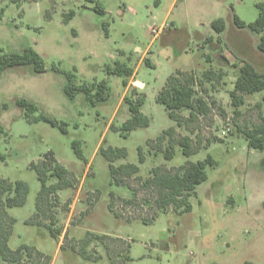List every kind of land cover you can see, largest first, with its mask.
Segmentation results:
<instances>
[{
	"label": "rangeland",
	"instance_id": "obj_1",
	"mask_svg": "<svg viewBox=\"0 0 264 264\" xmlns=\"http://www.w3.org/2000/svg\"><path fill=\"white\" fill-rule=\"evenodd\" d=\"M98 1L105 13H99L91 0H0V50L21 52L33 47L46 64L43 72L35 71L33 64H24L0 74V177L30 184L26 204L10 210L18 219L12 247L34 244L53 256V264H109L106 256L91 262L69 248L60 249L68 228L76 237L91 229L130 241L124 264H264V149L250 147L235 125V121L245 125L258 120L259 102H263L264 111L263 92L245 97L242 114L236 120L230 97L244 60L264 72L258 33L239 28L234 22L235 14L246 23L255 21L257 4L264 0ZM72 11L75 14L70 17ZM218 18L226 22L220 33L212 24ZM153 27L159 32H153ZM116 62L137 68L138 79L146 84L147 100L142 110L152 122L129 136L110 129L113 122L120 126L128 115L122 77L106 72ZM209 68L223 75L206 81L207 95L216 100L213 112L190 124L192 132L178 127L164 105L157 102L158 91L177 69L194 70L202 77ZM66 71L75 72L78 82L107 79L113 89L111 99L94 106L82 94L70 98L65 92ZM22 98L34 102L38 109L29 112L21 107L17 100ZM41 114L68 122V133L35 120ZM171 126L200 140V152L187 157L178 146L172 160L152 151L140 163L139 146H146L149 137ZM74 141L80 142L88 164L78 157ZM111 145L126 147L128 161L140 164L144 176L157 164L181 165L188 159H205L208 154L217 165L207 167V179L190 199L192 210L160 211L145 223L141 217L153 214L149 206L144 210L128 207L124 217L108 210L112 190L132 196L127 188L110 183L108 160L100 149ZM51 151L79 176L75 188L62 192L63 203L71 200V204L68 211L59 213L65 229L58 242L45 227L26 223L35 211L41 187L31 164ZM133 185L141 187L138 181ZM148 195L147 190H139L137 198ZM90 198L95 199L93 207L89 206ZM89 207L90 212L83 214ZM100 251L104 254L102 248Z\"/></svg>",
	"mask_w": 264,
	"mask_h": 264
},
{
	"label": "trees",
	"instance_id": "obj_2",
	"mask_svg": "<svg viewBox=\"0 0 264 264\" xmlns=\"http://www.w3.org/2000/svg\"><path fill=\"white\" fill-rule=\"evenodd\" d=\"M91 1L96 2L95 8L99 13L106 12L100 1ZM257 5L259 15L255 21L246 23L235 14L234 22L239 28L248 27L258 33V49L264 54V2H259ZM73 14L75 13L72 11L70 17ZM212 24L218 33L226 27L224 18H218ZM24 64H33L37 72H43L46 69L44 57L33 47H27L21 52L0 50V74L9 67ZM106 72L108 75L122 77L123 85L128 88L135 68L127 62H116L115 65L108 66ZM220 73L217 74L214 68H209L203 71L201 77L194 70L177 69L167 77L165 84L158 91L157 102L164 105L169 117L177 122L178 127L185 126L192 132L194 128L190 129V124L208 118L213 112L216 100L210 99L207 95L206 81L213 82L218 77L222 78V72ZM65 75L67 76L65 92L70 98L74 99L82 94L85 100L94 106L107 103L111 99L113 89L107 79L78 82L75 72L66 71ZM256 92H263L264 101V72L257 69L251 62L244 60L240 65L234 88L230 91L232 104L235 107V120L242 114L240 107L245 103V97ZM146 100L147 94L140 91L137 86L131 85L124 97L129 117L120 126L113 122L110 129L121 131L124 136H129L138 128L149 127L152 119L142 110ZM17 103L29 112H35L38 109L34 102L27 99H18ZM257 105L259 113L256 122L240 125L235 121V125L250 147L264 149L263 102ZM185 111L189 112L188 115L184 114ZM35 120H43L59 128L63 133H68V122L44 114L36 117ZM73 146L78 157L88 164L89 161L82 152L80 142L74 141ZM178 146L187 157L197 154L202 149L200 140H194L191 134H181L176 126H171L162 130L156 137H149L146 146H139L140 163H144L148 159L147 152L152 153V151L156 156L163 154L165 160H172ZM100 150L108 160L111 185L127 188L132 193V196L128 198L112 190L107 202L108 210L116 217H124L128 207L144 210L145 206H149L148 211L152 210L153 214L147 218L141 217L145 223L154 220L160 211H168L171 208L181 212L192 210L190 199L197 195L198 185L207 179V167L217 165L214 157L208 154L205 159L197 161L188 159L181 165L168 166L166 162L157 164L151 168L148 176H144L141 173L140 164L128 161L129 152L126 147L111 145L107 148L102 147ZM119 160L123 162L117 164ZM31 168L36 171L41 187L36 197L35 211L26 223L45 227L58 242L65 229L59 213L68 211L71 204V200L63 203L62 192L65 189L75 188L79 182V176L62 164L53 151L48 152L38 162H32ZM134 181H138L141 187L136 188L133 185ZM144 189L149 193V197L139 200L138 192ZM29 193L30 184L27 181L0 177V264H51L53 261L51 254L34 244L22 243L17 247L11 245L18 219L10 210L24 206ZM97 198H99L98 194ZM94 202L95 199L90 198L89 206L93 207ZM90 207L83 214L87 215L91 210ZM127 221H130L129 218ZM130 245V241L120 235L86 229L81 237H76L71 235V228H68L65 233V242L60 249L65 251L69 248L91 262H99L106 256L109 264H124L129 258ZM100 248L104 250V254L101 253Z\"/></svg>",
	"mask_w": 264,
	"mask_h": 264
},
{
	"label": "crops",
	"instance_id": "obj_3",
	"mask_svg": "<svg viewBox=\"0 0 264 264\" xmlns=\"http://www.w3.org/2000/svg\"><path fill=\"white\" fill-rule=\"evenodd\" d=\"M164 34H165V31L163 32L162 35H164ZM210 38H211V39H210ZM210 38H209V40H211V41L214 40L213 37H210ZM169 40H172V38H170ZM218 41H220V40H218ZM167 43H168V42H167ZM183 43H184V42L181 41L179 46H180V47L183 46V45H181V44H183ZM210 45H211V46H215V48H218V47H219V45H217L215 42H210ZM202 47H204V45H202ZM144 58H145V54H144V56L141 58L140 63L143 61ZM150 63H151V62H150ZM185 70H189V69H185ZM132 80H138L139 82H142V83H143V86L138 85V84H137L138 81H134V82H133ZM131 85H135V86H137L138 89H139L140 91H143V92H144V89L146 88V84H145L143 81L139 80L138 77H137V68H135V72H134L133 76L131 77V81L129 82V87H130ZM129 87H128V88H125V91H124V94H125V95H126V93L128 92ZM126 107H127V105H126ZM127 109H128V108H127ZM114 115H116V113H115ZM128 117H129V111H128V115H127L126 119H127ZM126 119H125V120H126ZM52 264H53V263H52Z\"/></svg>",
	"mask_w": 264,
	"mask_h": 264
},
{
	"label": "built area",
	"instance_id": "obj_4",
	"mask_svg": "<svg viewBox=\"0 0 264 264\" xmlns=\"http://www.w3.org/2000/svg\"><path fill=\"white\" fill-rule=\"evenodd\" d=\"M152 30H153V32H156V33L159 32V28H157V27H153Z\"/></svg>",
	"mask_w": 264,
	"mask_h": 264
},
{
	"label": "water",
	"instance_id": "obj_5",
	"mask_svg": "<svg viewBox=\"0 0 264 264\" xmlns=\"http://www.w3.org/2000/svg\"><path fill=\"white\" fill-rule=\"evenodd\" d=\"M137 84H138V85H140V86H142V85H143V83H142V82H139V81L137 82Z\"/></svg>",
	"mask_w": 264,
	"mask_h": 264
}]
</instances>
